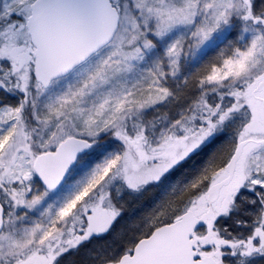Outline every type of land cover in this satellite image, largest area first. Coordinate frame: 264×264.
I'll return each mask as SVG.
<instances>
[{
  "label": "snow or ice",
  "instance_id": "1",
  "mask_svg": "<svg viewBox=\"0 0 264 264\" xmlns=\"http://www.w3.org/2000/svg\"><path fill=\"white\" fill-rule=\"evenodd\" d=\"M0 264H264V0H0Z\"/></svg>",
  "mask_w": 264,
  "mask_h": 264
}]
</instances>
